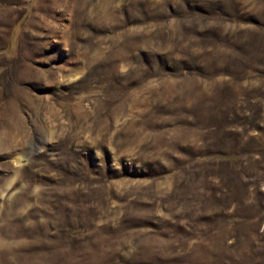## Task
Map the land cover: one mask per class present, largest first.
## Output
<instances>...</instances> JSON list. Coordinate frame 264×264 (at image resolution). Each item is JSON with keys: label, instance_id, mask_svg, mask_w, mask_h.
<instances>
[{"label": "rangeland", "instance_id": "1", "mask_svg": "<svg viewBox=\"0 0 264 264\" xmlns=\"http://www.w3.org/2000/svg\"><path fill=\"white\" fill-rule=\"evenodd\" d=\"M0 264H264V0H0Z\"/></svg>", "mask_w": 264, "mask_h": 264}]
</instances>
